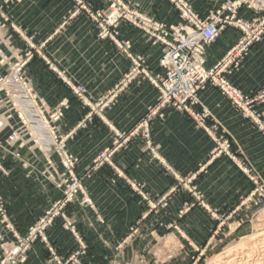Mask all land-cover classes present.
<instances>
[{
    "label": "crops",
    "instance_id": "obj_1",
    "mask_svg": "<svg viewBox=\"0 0 264 264\" xmlns=\"http://www.w3.org/2000/svg\"><path fill=\"white\" fill-rule=\"evenodd\" d=\"M124 1L156 20L167 24L181 23L177 11L167 0ZM188 1L194 11L206 15L226 0ZM92 4L96 7L101 5L99 0H92ZM74 6L73 0H19L7 10L16 27L30 37L35 46H41V54H34L27 65L34 90L51 107L67 101L64 116L58 123V132L71 133L66 139V147L77 157L76 172L82 174L98 152L111 145L114 134L108 125L116 131H127L154 105L157 90L147 79L137 77L118 94L111 109L103 112L101 117L104 120L98 115L87 117L89 108L70 92L61 76L85 86L91 98L96 100L115 84L130 62L111 43L97 39L93 23L83 12L71 16ZM240 14L250 16L253 13L251 9L242 8ZM119 31L120 37L131 43L132 52L145 57L150 75L162 72L158 66L161 45H152L142 31L127 22L120 23ZM12 39L16 45L26 49L18 36L14 34ZM236 39L237 31L226 28L207 49L206 65L215 64ZM47 62L54 63L53 67L63 71V74L57 75ZM227 79L249 96L264 87V38L250 47L239 68L233 70ZM200 98L206 109L232 136V149L245 153L264 174V136L216 87L208 85L200 92ZM150 130L155 155L179 175L194 171L206 161L213 145L204 131L184 113L173 108L167 109L162 117H152ZM19 152L31 164L29 168H24L19 161L6 155L4 164L9 174L0 175V194L11 220L23 233L51 201L61 196V192L41 177L45 163L38 150L31 153L23 148ZM112 159L113 165L123 174L143 183L151 196L158 195L175 183L172 173L145 149L140 138L129 141L114 153ZM196 183L207 202L214 207H225L245 189L242 175L225 156L210 163L206 173ZM84 186L94 209L81 204L78 197L68 204L66 212L75 232L88 245L86 263L147 264L146 254L143 259H138L136 242L117 248L121 239L129 233L131 224L143 212L138 196L123 179L116 177L115 171L108 165L85 180ZM186 199L184 192L175 193L165 209L150 213L149 221L157 216L164 225L156 230H146L149 234L145 238L159 235V229L165 231L164 226L171 222L177 223L186 236L197 243L210 237L215 221L201 208L195 207L177 218V212ZM47 233L61 253L76 245L74 234L63 226L61 218L55 219ZM25 264H49L43 244H33Z\"/></svg>",
    "mask_w": 264,
    "mask_h": 264
},
{
    "label": "rangeland",
    "instance_id": "obj_2",
    "mask_svg": "<svg viewBox=\"0 0 264 264\" xmlns=\"http://www.w3.org/2000/svg\"><path fill=\"white\" fill-rule=\"evenodd\" d=\"M16 1L19 0H0V161L9 174V171L4 164V158L6 155H10L13 159L19 161L22 166L23 164H25L26 166H23L24 168H29L31 163L21 156L19 150L25 148L31 153L34 150H38L42 155L43 161L45 163L41 171V177L50 182L58 191H60L62 196V190L55 185L53 179L63 180L65 178L63 175L64 168L62 166V159L57 151L58 146L61 145L67 153L73 155L66 147V139L70 137L71 133L60 134L58 132V123L64 116V111L67 108V101H61L55 107H51L34 90L31 84V79L27 74V65L34 54H41V46H35L32 43L31 38L27 35H24V33L16 27L15 23L11 21L7 9ZM73 1L75 6L73 12L71 13V16L76 15L79 12H83L93 23L97 39L108 41L109 43H111V45H113L117 52L122 53L130 62L127 70L121 75V77L115 82V84L110 89H108L104 95L96 100L91 98L85 86L79 83H72L71 81L61 76L63 78V82L68 86L70 92L84 106L89 108L87 117L90 118L91 115H98L100 118H102V120H104L103 117H101L103 112L111 109L112 104L114 103L118 94L123 91L135 78L141 76L144 79H147L151 84L148 77L145 76L142 72L135 75L126 84H123L126 82L125 75L128 74L136 64L140 65V70L145 69L148 73L149 71L147 68L148 66L145 57L142 54L133 53L131 43L128 40L122 39L120 37V23L127 22L131 26L142 31V33L147 37L148 41L152 45H161V57L165 52V46L159 42L154 43L153 39L150 38V36L145 33L142 28L133 25L126 19H121L119 21L117 28H115L117 31V35L114 39L107 36L103 37L101 35L102 29L99 26L101 18H94L97 12L106 13L107 9H109L111 1L99 0L101 5L98 7L92 4V0ZM121 1L128 5L130 8L137 9L140 13L147 15L144 12L140 11L137 7L130 5L126 1ZM167 1L170 2L169 0ZM186 1L190 5L189 1ZM235 2L237 4H235L236 6L233 9L234 12L228 11L227 9L221 11L223 16L222 19L225 20L226 18H228L229 23L222 24L216 40L213 43L204 46V51L201 55L204 62L203 66L207 72L218 73V75L208 76L207 79L199 85L196 93V99L191 104L192 115L184 110H179L172 106H166L164 108L157 109L156 104L158 101L159 93L158 89L152 84L157 90L156 101L154 105L149 107L146 113L132 127H130L127 131H116L111 128L110 125H108L110 130H112L114 137L111 141V145L102 149H107L108 152H111V155L108 156L107 161L104 160L100 165L99 161L97 160V156L102 151L100 150L98 154L92 159L85 172L79 174L76 172V164L78 162V159L73 155L74 158H76L74 172L78 177H82L81 181L83 186V193L80 192L70 203L74 202L78 197H80L79 202L81 204H84L82 203V199L87 195L90 199V203L85 204L94 209L92 200L85 189L84 181L90 179L96 171H98L105 165L112 167V169L115 171L116 177L123 179V181L128 184L133 194L138 196L140 203L144 208L143 212L131 224V226L129 227V233L121 239V241L117 245V248L121 249L125 245L133 244L134 242H136L139 248L138 259H143L142 257H144V255L146 254L145 259L147 261V264H207L214 258L218 259L227 248L237 244L239 240L241 241V239H243L244 237L256 233L257 231L259 232L261 230H264V219H259V210L264 208V174L245 155V153H243L241 150L234 151L232 149V143H234L232 136L228 133L227 129L222 125V123L219 122L208 109H206L200 98V92L204 90L208 85L216 87L219 90L220 94L224 98L228 99V101L234 107L239 109L241 114L245 118H247L264 136V87L254 95H250V97L260 96L262 98H259V102L254 103L252 107V109L258 112L260 115L259 120H256L255 117L247 116L244 113L243 109L235 106L229 99V97H227V95L223 92L220 84L217 83V81L219 82V80L222 79L235 87L227 79V76L230 75L233 70L239 68L242 59L247 56L250 47L255 43L260 42L264 38V5L261 4L257 6L256 4H253L251 0H241L239 2H237V0H226L220 6L209 11L206 15H200L196 11H194L191 5L190 7L199 16L206 17L211 13H215L217 10H221L222 7L227 5L228 3ZM171 5L177 11L178 17L181 20L180 24H167L165 22L156 20L150 15L147 16L151 17L157 22L165 24L166 26H176L178 28H182L180 29L181 33L183 35H186L187 26H190V24H188L187 21L180 16L179 10L172 3ZM242 8L251 9L253 14L250 16L241 15L240 11ZM226 28H232L237 31V39L215 64L207 66V49L217 41L221 33ZM112 29V27H109L110 31ZM6 31L9 33H5ZM14 34L20 38L21 42L25 43L26 49H23L22 46L16 45L14 43L12 39ZM245 41H249V44L247 42L245 48L240 52V54H238L241 48L240 46H242ZM226 56H229L230 59H233L230 64L228 63L229 65L227 64L228 66L223 62V60L227 58ZM161 57L159 58V60L161 59ZM22 61L24 62L21 72L23 73V75L19 73V77L25 80V82H27V84L29 85L28 91L21 88L19 84L4 85V83H2L1 81V79L5 77L11 78L12 74H14V71L17 69V65ZM229 61L230 60L228 59V62ZM47 64L54 72L57 73V75L60 76L63 74V71H59L53 67L54 63L47 62ZM160 69L162 70L161 73H163V69ZM161 73L158 72L155 74ZM78 86L84 89V92L81 95L76 94L74 91ZM33 99L35 100V103L32 102ZM58 108L61 109L62 115L56 121L50 122V115ZM170 108L184 113L189 119L194 122L196 127L204 131V133L208 136V138L211 139L213 143L206 161L201 163L194 171H191L184 175L175 173L169 165H166L164 161L159 158V156H156L152 146L150 119L156 115L162 117L165 111ZM202 117L204 121L201 120ZM210 120L211 123H208ZM144 121H147L148 123V137L145 136L144 128L142 126L138 127L139 124L143 123ZM51 128L53 129L52 131L54 132L56 137L55 141L59 144L50 141V137L52 136ZM13 134L15 135L14 138L16 139L13 143H11L10 138H12ZM33 137H38L39 143L35 144L33 142ZM136 138H140L143 140L145 149L148 150L151 155L166 170L172 173V176L174 178L175 183L158 195L151 196L148 192H146L143 183L123 174L121 169H119L118 167L116 168L113 165L112 158L114 153L120 148L126 146L129 141ZM21 142H23V145L19 147V144ZM16 151H18L19 153ZM12 153H18L19 158L14 157ZM54 156L56 157V160L54 159ZM222 156L227 157L242 175L245 182V189H243V191L238 194L236 199L231 200L230 203H228V205H226L225 207H214L207 202L205 195L203 191L198 187L196 180L206 173L207 167L210 163ZM49 171L51 172V174H49ZM53 171H55L56 173ZM0 175L7 176L1 171V169ZM178 192H184L185 195H187V199L177 212V218L182 217L184 214L188 213L195 207L201 208L215 221V227L212 230L210 237L206 238L204 241H199L197 243L190 240L184 233L183 229L177 223L171 222L164 226L166 229L165 231L159 229V235L154 234L153 238H148V236L147 238H145L146 234H149V232H145L146 230H156L160 227V225H164V223L161 222V219L157 216L154 217L153 221H149L148 216L150 215V213H159L160 211L165 209L168 206L170 197ZM61 196L59 198H61ZM0 198L1 200H3L4 206L6 208L7 220H9V222L14 225L8 214L6 203L1 194ZM56 200L57 199L51 201L50 204L41 213V215H39V217H37L35 221L30 223L23 233L19 232L14 225L16 231L18 232V235H20V237H24L25 239L26 235L28 234V230H30V228L38 222V219L49 207H51V205ZM68 204L63 210V215L65 217L56 216L53 219L52 224L54 223L55 219L61 218L63 220V226L66 229H69L74 234L76 245L66 253H61L60 251H58L56 246L51 242L47 233V230L52 226L51 224L42 232L43 235L37 232V236L34 238V240L30 239L28 241H22L26 248L24 250V253L20 255L24 256V260L22 263L19 262L18 264L26 263L28 252L36 242H40L41 244H43L48 255L49 264H87L86 257L88 255V245L74 230L73 222L66 212ZM172 233H174L176 237L173 236ZM43 237L45 239H43ZM4 243H7L5 245L19 244L18 241L12 237V234L5 229L4 224L0 223V257L7 255L1 248V245ZM219 254L220 256L217 257V255ZM18 257L20 256L18 255Z\"/></svg>",
    "mask_w": 264,
    "mask_h": 264
},
{
    "label": "built area",
    "instance_id": "obj_3",
    "mask_svg": "<svg viewBox=\"0 0 264 264\" xmlns=\"http://www.w3.org/2000/svg\"><path fill=\"white\" fill-rule=\"evenodd\" d=\"M109 9L107 12H97L94 19L97 17L101 18L99 26L102 29L101 35L104 37H110L114 39L117 35V25L121 19H126L133 25L140 27L147 33L153 42H159L165 46V52L161 59L159 60V66L163 69V73L150 75L145 69L139 68V64H136L131 71L125 75V83L130 81L135 75L142 72L148 77L151 84H153L158 89V101L156 104L157 109L164 108L166 106H172L179 110H184L192 115L191 104L196 99V93L199 85L204 82L210 75H218V73L207 72L203 66L202 54L204 51V46L213 43L217 36L219 35L220 28L222 24L229 23L228 18L222 19L223 10L233 11L235 8V3H228L223 6L221 10H217L215 13H211L209 16L201 17L195 13L186 0H169L180 12V16L187 21L190 26H187V33L183 35L181 33L182 28L176 26H166L161 22L153 20L151 17L140 13L137 9L130 8L128 5L123 3L121 0H110ZM232 14V13H231ZM226 16V15H225ZM224 16V17H225ZM227 17V16H226ZM109 27L113 29L110 31ZM116 40V39H115ZM246 42V43H245ZM238 54L245 48V45L249 44V41H245ZM223 62L225 65L230 64L233 59L226 56ZM24 62H20L17 65V69L12 74L11 78L1 79L4 85H14L19 84L21 88L28 91L29 85L25 80L19 77V73L22 72ZM228 64V65H229ZM227 65V66H228ZM23 75V73H21ZM216 82V81H215ZM8 83V84H5ZM218 84H220L223 92L229 97L232 103L243 109L247 116L255 117L259 120V113L252 109L253 104L259 102V97H250L243 94L237 88L233 87L230 83L225 80L220 79ZM75 93L81 95L84 89L80 86L75 88ZM35 103V100L32 101ZM34 108V106H33ZM38 109V108H37ZM40 111V110H39ZM61 109H56L50 115V122L56 121L61 116ZM194 115V114H193ZM204 121L203 117L201 118ZM142 126L144 128L145 136H149V128L147 121L139 124L138 127ZM50 141L59 144L55 141V134L52 131ZM120 136V135H119ZM12 135L10 138L11 143L14 142L16 138ZM33 142L39 143L38 137H33ZM62 144V143H61ZM23 145V142L19 144V147ZM58 154L62 159V166L64 168V179L56 180L53 179L55 185L62 190L61 198L57 199L51 207H49L43 215L38 219V222L28 230V234L24 237H20L15 229V226L7 220L6 208L4 206L3 200L0 198V223L4 224L7 231L12 234V237L18 241L17 244L4 243L1 248L7 254L6 256L0 257V264H18L23 262V254L25 246L22 241L34 240L37 236L36 233L43 235V231L52 224L53 219L56 216H62L63 210L68 203L73 201V199L80 193H83L82 177H78L74 172V167L76 163V158L73 155L67 153L61 145L58 146ZM18 152V151H16ZM19 153V152H18ZM18 153H12L14 157L19 158ZM111 152L102 150L97 156V160L100 165L103 161H107L108 156ZM23 166H26L23 164ZM1 171L7 175L8 172L2 165L0 161ZM55 172V171H53ZM56 173V172H55ZM49 174L51 172L49 171ZM82 203L89 204L90 199L86 195L82 199ZM43 239H45L43 237ZM18 255L20 257H18ZM12 256V257H10ZM18 257V258H17Z\"/></svg>",
    "mask_w": 264,
    "mask_h": 264
},
{
    "label": "bare ground",
    "instance_id": "obj_4",
    "mask_svg": "<svg viewBox=\"0 0 264 264\" xmlns=\"http://www.w3.org/2000/svg\"><path fill=\"white\" fill-rule=\"evenodd\" d=\"M251 1L257 6L264 5V0ZM259 214V219H264V208L259 210ZM207 264H264V230L244 237Z\"/></svg>",
    "mask_w": 264,
    "mask_h": 264
}]
</instances>
